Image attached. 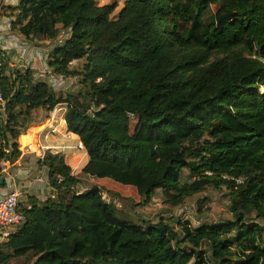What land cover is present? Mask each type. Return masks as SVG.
Returning a JSON list of instances; mask_svg holds the SVG:
<instances>
[{"label": "trees", "instance_id": "trees-1", "mask_svg": "<svg viewBox=\"0 0 264 264\" xmlns=\"http://www.w3.org/2000/svg\"><path fill=\"white\" fill-rule=\"evenodd\" d=\"M117 8L97 0L14 7L11 29L27 39L65 36L48 64L82 88L55 91L4 57L0 162L20 156L35 110L64 102L89 155L84 175L139 180L146 202L161 190L172 206L225 189L233 218H121L101 186L79 192L84 180L65 155L47 153L41 163L57 196L19 205L26 221L0 243V264H264V0H125L113 18Z\"/></svg>", "mask_w": 264, "mask_h": 264}, {"label": "crops", "instance_id": "crops-1", "mask_svg": "<svg viewBox=\"0 0 264 264\" xmlns=\"http://www.w3.org/2000/svg\"><path fill=\"white\" fill-rule=\"evenodd\" d=\"M21 0H2L0 2V47L5 44V59L9 66L13 68H31L34 70L37 79L46 80L47 74L53 69L48 64V53L53 49L54 45L64 40L62 35L57 42L44 41L35 42L27 39L25 36L11 29L12 21L15 18L14 7L18 6ZM101 4V3H100ZM117 11V10H116ZM15 37L18 39V44L7 46V41ZM80 60H75L72 65L80 64ZM62 77L61 75H58ZM64 77V76H63ZM66 78V77H65ZM66 84L60 82L58 77V86L50 87L58 92H71V79L66 78ZM51 111L42 108L33 112V123L29 129L19 137L20 156L14 161H8L10 169V177L4 179V183L0 185V196L11 189V182L22 189L20 196V206L28 204V197H36L44 201L48 198L57 196L56 190L51 186L49 181V169L41 163V158L38 155V149L42 145L50 144H73L81 141L80 137L70 131L64 116H61L58 132H50L53 126V121L50 119ZM49 132V133H48ZM29 146L34 147L30 150ZM67 164L72 168V174L79 176L82 180L95 181L97 178L91 175H84L83 169L89 162V155L86 149L70 151L65 155ZM84 182V181H83ZM80 187L89 188L81 182Z\"/></svg>", "mask_w": 264, "mask_h": 264}, {"label": "rangeland", "instance_id": "rangeland-1", "mask_svg": "<svg viewBox=\"0 0 264 264\" xmlns=\"http://www.w3.org/2000/svg\"><path fill=\"white\" fill-rule=\"evenodd\" d=\"M101 4L117 3V11L113 14V18L118 16V13L124 6L125 0H97ZM217 6L212 5L211 11H216ZM75 64L74 67H78ZM71 79V92L78 93L82 88V83L79 77L69 76ZM68 77V78H69ZM67 78V77H66ZM262 90H264L262 88ZM134 123V121H133ZM126 168L119 169V175ZM137 179L138 176L131 174ZM189 171H184L183 180L188 179ZM142 180V179H141ZM86 186L99 185L103 189V197L107 202H110L117 209L118 215L121 218L129 219L136 222L166 220L174 223L177 219L190 220L193 224L214 223L226 221L233 218L228 210L229 198L225 189H216L208 187L206 190L195 194L178 206H172L164 202L162 191L158 190L152 197L150 202H146L143 195L140 193L139 180L134 184H124L123 182L111 178L96 179L95 181L84 180L82 182ZM143 189L146 190V183L143 181ZM202 202V203H201ZM28 258H14L12 264H22L27 262Z\"/></svg>", "mask_w": 264, "mask_h": 264}, {"label": "built area", "instance_id": "built-area-1", "mask_svg": "<svg viewBox=\"0 0 264 264\" xmlns=\"http://www.w3.org/2000/svg\"><path fill=\"white\" fill-rule=\"evenodd\" d=\"M2 0H0L1 2ZM18 39L15 37H11L7 41V46H13L14 44H18ZM5 44L3 47H0V79L4 68V57H5ZM49 56V53L47 54ZM58 77L60 78V82L64 85L66 84V78L60 77L55 74L53 71H50L46 76V82L53 87L58 86ZM49 85V86H50ZM6 107V99L5 95L0 83V110L2 112L5 111ZM67 103H59L57 104L51 112L50 119L53 121V126L51 127L50 132H58L59 120H61V116L66 114ZM131 119H135L134 114H130ZM49 133V132H48ZM29 149L32 150L34 147L29 146ZM85 149L82 141L69 144H50V145H42L39 147L38 155L41 160L46 156L47 153L53 154H62L67 155L70 151L82 150ZM9 160H2L0 162V177L7 179L10 177V169L8 166ZM62 180V178H60ZM11 189L0 196V243L9 240V238L16 234L24 225L26 218L25 215L19 210L20 205V196L22 194V189L19 186L14 185L11 182ZM79 192H83L84 188L79 187ZM55 198V197H54Z\"/></svg>", "mask_w": 264, "mask_h": 264}, {"label": "water", "instance_id": "water-1", "mask_svg": "<svg viewBox=\"0 0 264 264\" xmlns=\"http://www.w3.org/2000/svg\"><path fill=\"white\" fill-rule=\"evenodd\" d=\"M61 41H63L62 39L60 40V41H58V42H61ZM4 183V178L3 177H0V185H2Z\"/></svg>", "mask_w": 264, "mask_h": 264}]
</instances>
